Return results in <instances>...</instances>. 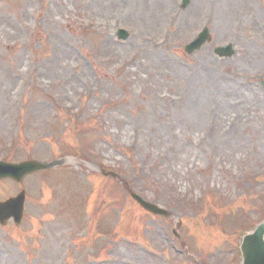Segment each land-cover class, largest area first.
I'll use <instances>...</instances> for the list:
<instances>
[{"label":"rangeland","instance_id":"1","mask_svg":"<svg viewBox=\"0 0 264 264\" xmlns=\"http://www.w3.org/2000/svg\"><path fill=\"white\" fill-rule=\"evenodd\" d=\"M181 1L0 0V158L66 161L0 181L27 191L0 264L242 263L264 219V0Z\"/></svg>","mask_w":264,"mask_h":264},{"label":"water","instance_id":"2","mask_svg":"<svg viewBox=\"0 0 264 264\" xmlns=\"http://www.w3.org/2000/svg\"><path fill=\"white\" fill-rule=\"evenodd\" d=\"M205 39H208V34H205V36L201 39L202 42ZM198 43L199 41L196 42V44ZM230 48L231 47L229 46L227 50ZM191 49H193V46L191 47ZM50 165L51 164L39 162H25L16 166L15 169L9 166L8 168H12L13 172H11L10 169L7 170L3 168L0 170V178L5 176H15L16 178L21 179L26 173H30L38 169L48 168L50 167ZM136 198L144 207H146L150 211L163 213V211L147 202H144L143 200H141V198L137 196ZM23 199L24 196L21 195L15 200L0 204V220H6L8 217L14 216L15 220L19 221L22 215ZM240 251L242 257L241 264H264V221L259 224L253 231L244 234L240 244Z\"/></svg>","mask_w":264,"mask_h":264},{"label":"bare ground","instance_id":"3","mask_svg":"<svg viewBox=\"0 0 264 264\" xmlns=\"http://www.w3.org/2000/svg\"><path fill=\"white\" fill-rule=\"evenodd\" d=\"M218 111H220V110L218 109ZM9 169H10L11 172H13V169L12 168H9ZM10 263H11L10 261H7V264H10ZM4 264H6V262Z\"/></svg>","mask_w":264,"mask_h":264}]
</instances>
